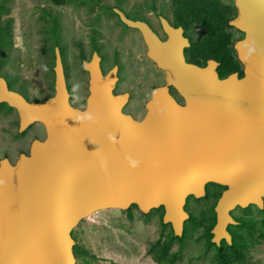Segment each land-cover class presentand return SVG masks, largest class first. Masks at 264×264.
I'll use <instances>...</instances> for the list:
<instances>
[{
    "label": "water",
    "instance_id": "obj_1",
    "mask_svg": "<svg viewBox=\"0 0 264 264\" xmlns=\"http://www.w3.org/2000/svg\"><path fill=\"white\" fill-rule=\"evenodd\" d=\"M231 1L236 15L227 25L244 35L233 46L240 79L236 73L219 79L213 60L204 68L186 64L176 42H160L143 23L114 10L141 32L148 58L186 107L167 87L155 89L144 119L134 121L120 112L94 56L85 64L86 109H73L58 48L54 95L45 102L26 101L0 78V103L16 110L20 132L39 123L46 134L15 166L0 162V264H75L71 231L97 212L132 205L143 215L163 208V224L180 238L186 200L205 198L207 184L226 188L214 207L211 242L231 245L226 227L237 223L229 212L261 209L264 198V0Z\"/></svg>",
    "mask_w": 264,
    "mask_h": 264
},
{
    "label": "flooded vegetation",
    "instance_id": "obj_2",
    "mask_svg": "<svg viewBox=\"0 0 264 264\" xmlns=\"http://www.w3.org/2000/svg\"><path fill=\"white\" fill-rule=\"evenodd\" d=\"M223 1V3L228 4V1ZM117 10L128 20L143 23L160 42L168 44L176 42V46L186 64L204 68L209 60L215 61L212 58L207 59V49L204 44L207 31L204 19L202 18L197 22L181 18L176 14V9L171 6L169 0H139L138 3H129L126 11L119 8ZM108 11L113 14V19H110L112 16L106 13ZM83 14L87 19L92 20L91 25H84L83 22L86 21H81L80 18L77 20V31H70L69 29H66L68 30L66 31L63 29L64 31L61 30L59 35H57L56 47L59 51L68 103L73 109L79 111H85L86 109L87 99L91 94V77L90 73L85 69V64L91 63L94 56H96L95 61L102 76L101 80L103 84L110 82L108 88L115 102L120 106V112L130 116L134 121L140 122L144 119L147 114L146 105L155 89L167 87L166 91L175 103L182 108L186 107L185 99L172 86L166 85L165 74L148 58V47L139 30L125 25L114 13L113 8H105L97 13L93 9H88L83 10ZM166 24L170 28L168 29L171 35L165 30L164 25ZM240 34L242 33L235 29L230 33L233 40V52L230 55L238 63L233 46L235 42L244 38V35L242 34L240 37ZM51 55L50 51H39L35 56L36 59L31 61V64H34V68L40 73L38 86L42 89L44 87L47 91L50 90L49 92L53 90L50 97L44 98L42 102L38 103H43L54 95V50L53 58ZM14 58L18 59L19 57ZM215 62L217 64L215 72L219 79L223 80L233 73L237 74L238 79L242 78L243 66L240 63V68L236 71L221 77L220 64L218 61ZM26 63L30 64V62ZM12 65L14 64H10L11 69H15ZM18 66L20 68L24 66V63ZM0 67L6 69L7 66L0 63ZM21 70L16 75L18 83L23 85L30 83L31 79L23 76ZM7 74L9 75V72ZM0 78L5 81L9 91L16 92L22 96L18 90L10 86L8 76L5 77L0 72ZM104 89L102 87L101 90L104 91ZM33 127L38 128V131H35L34 137H28L27 134ZM45 138L44 127L39 123L32 124L20 132L19 117L16 110L9 107L6 103H0V162L7 159L12 166H15L21 154L29 156L30 147L34 141L43 142ZM214 186L218 185L207 184L205 186L206 197L209 195L208 192H210L209 187ZM225 189V187H221V189L214 192L217 194L214 207ZM122 212L125 221L121 226L123 235L120 238L118 247H113L110 232L111 222L109 221L107 225L105 218H101L97 222L92 220L88 222L90 224H86L90 216L82 220L71 231L70 237L74 242L72 253L75 264H126L129 259L137 255L142 261L145 260V264H158L155 258L159 254V218L154 215L150 217L149 214L152 211L147 215H143L135 205ZM229 215L237 223L236 225L229 224L226 227L230 235L231 245L236 243L233 253L237 258L243 257L241 262L237 260L236 263L264 264V198H262L261 209L256 205H249L245 208L235 207L229 212ZM137 223H140L145 228L146 234L139 238L136 233L135 237L132 238L134 243H129L128 233L130 230L128 227ZM247 224H252L254 234L248 239L247 237H241V243L239 244V235L232 230V227H244ZM135 240L139 242L142 240V249H140ZM243 242L246 243L243 244ZM224 244L228 245L223 239L219 242V245L214 244L219 250L205 246L203 257L206 258V261L212 258H221L228 251ZM113 248L118 252L121 263H118L112 257ZM255 260L258 262L254 263Z\"/></svg>",
    "mask_w": 264,
    "mask_h": 264
},
{
    "label": "rangeland",
    "instance_id": "obj_3",
    "mask_svg": "<svg viewBox=\"0 0 264 264\" xmlns=\"http://www.w3.org/2000/svg\"><path fill=\"white\" fill-rule=\"evenodd\" d=\"M138 2L139 0H68L64 7H54L46 0H0V63L7 66L6 69L0 67V72L5 77L8 76L10 86L18 90L27 101L30 102L32 99L43 100L45 94L50 90L47 91L44 87L42 89L38 86L40 73L34 68V64L32 65L31 61L36 59L37 52L44 51L40 48L50 44L51 40L49 41L45 38H52L56 44L57 35H59L61 30H78L77 20L80 18L81 21H86L83 22L84 25H91L92 20L85 17L83 10L93 9L97 13L105 8H113V11L119 8L126 11L129 3ZM106 13L112 16L110 19L114 18L110 11ZM53 24L54 26H52ZM55 26L56 31L54 32ZM55 48L57 47L55 46ZM17 56L21 57V59L14 58ZM26 62H30V64ZM21 63H24V66L19 68L18 65ZM10 64H14L12 67L14 66L15 69H11ZM20 69H22L21 73L23 76L32 80H30V83L24 85L18 83L16 75L20 72ZM7 72H9V75ZM35 131H38V128L33 127L27 136L34 137ZM214 190L216 189L210 187V192ZM211 205L212 200L210 199L198 205L191 203V208L194 209L192 210L193 213L197 215L200 210L208 209ZM101 218H105L107 225L109 221L111 222L112 244L113 247H118L120 238L123 235L121 230V226L125 221L123 212L119 210L102 211L91 216L86 224H90L88 222L92 220L95 222L100 221ZM128 229L130 230L128 233L129 243L133 242L132 238L135 237L136 233L139 238L146 234L145 228L140 223L133 224V226L129 225ZM136 243L140 249L143 248L142 240L140 242L136 241ZM172 252L180 253V261L176 264H210L209 261L198 259L200 248L192 240L187 239L180 245L175 243ZM112 257L118 263H121V258H119L118 252L114 248ZM257 262V260L254 261V263ZM126 264H145V260L142 261L137 255L129 259Z\"/></svg>",
    "mask_w": 264,
    "mask_h": 264
},
{
    "label": "trees",
    "instance_id": "obj_4",
    "mask_svg": "<svg viewBox=\"0 0 264 264\" xmlns=\"http://www.w3.org/2000/svg\"><path fill=\"white\" fill-rule=\"evenodd\" d=\"M54 7H64L68 0H46ZM116 1V0H114ZM171 6L176 9V14L179 15L183 19H190L193 21L199 22L200 19H204L205 28H206V37L204 40V44L207 49V59H214L218 61L220 64L221 77H225L230 72L236 71L240 68V64L233 59L230 55L233 52L232 44L233 40L230 36V33L233 31L231 27H228V22L234 18L235 16V8L232 4L231 0L228 1V4L223 3V0H169ZM54 26V24L52 25ZM56 31V26L53 30ZM57 33V32H56ZM57 35V34H56ZM242 34H240L241 37ZM45 38V37H43ZM46 40H51L50 44L44 46L43 50L50 51L51 57L53 58V50L54 47L57 46L52 40V38H45ZM57 41V39H56ZM39 49V50H40ZM53 61V59H52ZM52 66V65H51ZM53 82V81H52ZM52 90V88H51ZM53 93V90L49 93L45 94V98L50 97ZM43 100L32 99L30 102L38 103ZM215 187V188H214ZM212 187L213 192H208V196L200 199L194 200L193 197H189L187 199L186 206L184 211L188 215V219L184 223L183 234L180 238L175 237L173 235V231L169 224L165 225L162 222L163 217V208H158L156 210H152L149 214L157 216L159 218V226H160V239H159V254L158 257L155 258V261L158 264H176L180 261V253L172 252V246L175 243L179 245L182 242L188 240H192L195 245L200 248V255L198 256L199 260H206L203 257V249L205 246L214 247L215 250H219L210 240L211 233L210 230L214 226L215 222V213L213 210L215 204V198L217 194L215 191L221 189L219 186ZM210 191V187H209ZM212 200V205L208 209H203L199 211V214L195 215L191 208V203L198 205L207 200ZM232 230L239 235V244L241 243V237H250L254 234V227L252 224H247L244 227H232ZM246 243V242H245ZM243 242V244H245ZM235 244L228 246L224 244L225 248L228 250L223 254L221 258H212L209 260L210 264H237V260L239 262L242 261V258H237L234 256L233 251L235 250ZM247 262H249L247 260Z\"/></svg>",
    "mask_w": 264,
    "mask_h": 264
},
{
    "label": "bare ground",
    "instance_id": "obj_5",
    "mask_svg": "<svg viewBox=\"0 0 264 264\" xmlns=\"http://www.w3.org/2000/svg\"><path fill=\"white\" fill-rule=\"evenodd\" d=\"M73 254V253H72Z\"/></svg>",
    "mask_w": 264,
    "mask_h": 264
}]
</instances>
